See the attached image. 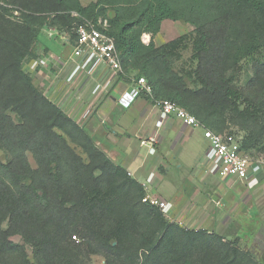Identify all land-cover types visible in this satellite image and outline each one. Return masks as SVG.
<instances>
[{"label": "trees", "instance_id": "trees-1", "mask_svg": "<svg viewBox=\"0 0 264 264\" xmlns=\"http://www.w3.org/2000/svg\"><path fill=\"white\" fill-rule=\"evenodd\" d=\"M73 14L107 21L123 72L144 77L155 98L264 160V0H0V264H261L239 237L182 227L143 203L145 188L33 84L23 65L41 30L74 47ZM168 20L193 31L157 46Z\"/></svg>", "mask_w": 264, "mask_h": 264}, {"label": "crops", "instance_id": "crops-1", "mask_svg": "<svg viewBox=\"0 0 264 264\" xmlns=\"http://www.w3.org/2000/svg\"><path fill=\"white\" fill-rule=\"evenodd\" d=\"M50 56L51 70L42 74L55 77L57 94L51 102L83 128L112 163L139 182L146 195L166 203L170 222L211 233L223 229L228 238L243 239L233 232L240 224L236 215L243 202L251 201L256 188L249 185L264 176V170L245 182L220 176L214 152L197 129L164 116L145 94L128 109L119 105L121 95L137 80L136 73L116 74L104 65H88L73 56L72 46L66 57ZM64 99L65 110L60 106Z\"/></svg>", "mask_w": 264, "mask_h": 264}, {"label": "built area", "instance_id": "built-area-1", "mask_svg": "<svg viewBox=\"0 0 264 264\" xmlns=\"http://www.w3.org/2000/svg\"><path fill=\"white\" fill-rule=\"evenodd\" d=\"M73 15L79 17L77 14ZM80 20L81 23L75 29L77 43L73 47V56L80 60L85 59L88 65H104L105 68L107 67L116 74L123 73L120 56L114 40L104 32V29L107 28V21L102 22L100 20L98 24H95L93 21L84 18H80ZM68 40L66 38L67 42ZM142 94L147 95L164 116H173L186 127L203 129V136L214 152L220 176L231 177L236 181L245 182L251 175L260 174L264 170V160L254 159L243 152L237 141L206 128L194 115L187 112L176 102L155 98L152 88L144 77L138 78L131 89L121 95L118 103L122 108L128 109ZM145 144L146 142H143V145ZM142 201L161 210L167 207L166 203L159 198L148 195Z\"/></svg>", "mask_w": 264, "mask_h": 264}, {"label": "rangeland", "instance_id": "rangeland-1", "mask_svg": "<svg viewBox=\"0 0 264 264\" xmlns=\"http://www.w3.org/2000/svg\"><path fill=\"white\" fill-rule=\"evenodd\" d=\"M94 0H81L84 6H87ZM16 17L19 16L18 13H15ZM18 19H15V21ZM193 31V27L189 24L184 22H173V21H165L162 25L161 32L155 37V43L157 46L163 45L173 39L178 38L179 36L189 34ZM145 35L148 37L145 38ZM64 38L59 35L58 32L55 31L54 28H43L41 30V34L38 37V41L35 44L33 49L32 56L26 58L24 61V69L25 71L31 76L33 80V84L43 93H46V97L48 99H55L56 97V84L54 85L52 81H54L55 77L52 75L51 78L48 76L43 75L42 73L45 72V69L49 71L50 66V55L55 54L58 57H63L68 55L71 51V46L69 42H67ZM151 35L144 34L142 36V42L148 43L150 42ZM66 43V44H65ZM191 55V50L188 49L186 52L183 53V60H187ZM48 64V65H47ZM51 70V69H50ZM55 70V69H54ZM52 70V71H54ZM57 71V70H56ZM50 72V71H49ZM64 75V74H62ZM251 75V69L244 70L241 74V81L244 85L245 81ZM63 83L65 82L62 80ZM63 83L58 84L61 86ZM64 99L63 103H60V106L66 109V101ZM59 102V101H58ZM204 131L197 129V133L203 135ZM76 151L83 157L86 158V155L83 154L81 149H76ZM29 161L32 167H36L31 155H28ZM0 160L2 162L7 161L6 153L0 150ZM261 177V178H260ZM259 179L249 185L251 188H256L254 196H252L251 201L247 200L243 202L241 205L242 211L238 215H236V219L240 221V224L234 226L233 232L240 233V236L243 239L240 240L239 245L244 251L250 252L253 258L261 264H264V176H260ZM244 207V208H243ZM166 209L163 211L165 212ZM5 227V226H4ZM191 230H196V226H182ZM224 228V227H223ZM200 230V229H199ZM211 233L209 230H207ZM225 231V232H224ZM212 233H217L221 236L228 238L227 230L219 229L218 231H213ZM230 236H232L230 234ZM228 239H234V237H229ZM11 240L15 243L22 244V240L19 236L12 237ZM78 241V240H77ZM26 252L29 258L33 259L32 248L26 246ZM90 264H105V260L102 256H91L89 259Z\"/></svg>", "mask_w": 264, "mask_h": 264}, {"label": "bare ground", "instance_id": "bare-ground-1", "mask_svg": "<svg viewBox=\"0 0 264 264\" xmlns=\"http://www.w3.org/2000/svg\"><path fill=\"white\" fill-rule=\"evenodd\" d=\"M148 36L147 35H145V38H147Z\"/></svg>", "mask_w": 264, "mask_h": 264}]
</instances>
